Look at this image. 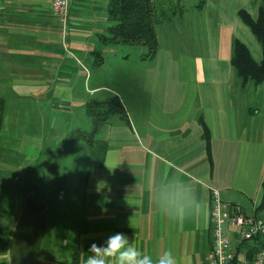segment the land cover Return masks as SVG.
I'll list each match as a JSON object with an SVG mask.
<instances>
[{"label":"crops","instance_id":"1","mask_svg":"<svg viewBox=\"0 0 264 264\" xmlns=\"http://www.w3.org/2000/svg\"><path fill=\"white\" fill-rule=\"evenodd\" d=\"M108 1L70 0L63 27L47 0H0V185L30 184L44 147H61L78 113L91 125L85 103L117 95L128 123L113 116L100 126L104 160L83 180L77 221L68 224L70 255L85 264L93 243L124 233L153 264L169 249L176 264H203L210 187L246 212L261 198L264 84L241 86L230 64L232 38L262 58L237 15L255 18L261 0H204L162 22L167 47L157 34L151 58L101 43Z\"/></svg>","mask_w":264,"mask_h":264},{"label":"trees","instance_id":"2","mask_svg":"<svg viewBox=\"0 0 264 264\" xmlns=\"http://www.w3.org/2000/svg\"><path fill=\"white\" fill-rule=\"evenodd\" d=\"M203 2L204 0H201L198 4L190 7H201ZM171 3V0H109L107 5L109 25L106 31L99 35L101 43L104 46L117 49L124 46L141 45L146 49L145 55L142 57H153L158 48L157 27L162 22L169 20L170 11L171 13L175 12L173 8L169 10V6H167ZM177 4L180 9L186 8V5H181L179 0ZM167 11L169 12L168 15ZM237 15L249 27L259 42L262 58L256 62L247 46L239 39L232 38L230 64L234 75L243 87L248 82L254 85L264 84V0L260 1L255 18L243 9L239 10ZM94 55L97 63L103 60L102 54L95 52ZM85 112L91 120L90 127L88 129H73L65 141L68 140L73 146L75 143H79V154L87 152L89 169L91 166H100L104 160L107 145L103 139L98 137L100 126L113 116H117L126 123H128V119L124 105L117 95L106 99H89L85 103ZM2 118L3 102L0 98V128ZM202 128L207 157L212 165L209 132L204 123H202ZM257 209L264 210V180L261 183V198ZM69 257L66 264H79L78 252L71 253Z\"/></svg>","mask_w":264,"mask_h":264},{"label":"rangeland","instance_id":"3","mask_svg":"<svg viewBox=\"0 0 264 264\" xmlns=\"http://www.w3.org/2000/svg\"><path fill=\"white\" fill-rule=\"evenodd\" d=\"M171 1L172 3L167 6H169V10L173 8L175 12L171 13L170 11L169 14L167 11L169 19L183 17L185 10L190 9V6L198 4L201 0H179L181 5H186L185 9L179 8L178 0ZM160 26L157 27L159 41L163 47H167L164 38H162ZM145 51L146 49L141 45L118 48L120 56L129 54L131 58H136L138 55L144 56ZM243 92L246 97L245 90ZM250 102L248 99L249 104ZM77 117L75 122L76 125H79L78 127L84 128V124L90 127L89 119H86L83 114L78 113ZM67 141L64 140L61 147H58L59 145L44 147L33 168L37 175L30 178V184L13 182L0 185V264H9V243L26 199L43 205L48 212L46 232L40 250V263L66 264L68 262L67 258L70 256L71 250L69 247L71 234L68 226L77 221L78 195L82 191L89 160L86 151L85 154L78 153L79 143H75L73 146Z\"/></svg>","mask_w":264,"mask_h":264},{"label":"built area","instance_id":"4","mask_svg":"<svg viewBox=\"0 0 264 264\" xmlns=\"http://www.w3.org/2000/svg\"><path fill=\"white\" fill-rule=\"evenodd\" d=\"M66 27L70 0H47ZM210 246L203 264H264V210L246 212L210 187Z\"/></svg>","mask_w":264,"mask_h":264},{"label":"water","instance_id":"5","mask_svg":"<svg viewBox=\"0 0 264 264\" xmlns=\"http://www.w3.org/2000/svg\"><path fill=\"white\" fill-rule=\"evenodd\" d=\"M47 215L43 205L29 199L24 201L9 243V264H41L40 250L46 232Z\"/></svg>","mask_w":264,"mask_h":264},{"label":"clouds","instance_id":"6","mask_svg":"<svg viewBox=\"0 0 264 264\" xmlns=\"http://www.w3.org/2000/svg\"><path fill=\"white\" fill-rule=\"evenodd\" d=\"M166 216H168L167 213ZM168 217L176 219L178 215ZM88 252L91 255L87 257L85 264H109V261L111 264H153L150 257L141 258V253L135 242L129 243L128 237L124 233L112 235L100 246L93 243L88 248ZM157 264H176L172 250H167Z\"/></svg>","mask_w":264,"mask_h":264}]
</instances>
